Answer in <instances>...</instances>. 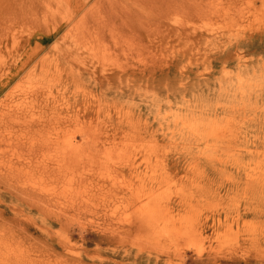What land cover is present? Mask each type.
<instances>
[{
  "label": "rangeland",
  "instance_id": "rangeland-1",
  "mask_svg": "<svg viewBox=\"0 0 264 264\" xmlns=\"http://www.w3.org/2000/svg\"><path fill=\"white\" fill-rule=\"evenodd\" d=\"M55 1L0 0V264H264V0Z\"/></svg>",
  "mask_w": 264,
  "mask_h": 264
},
{
  "label": "bare ground",
  "instance_id": "bare-ground-1",
  "mask_svg": "<svg viewBox=\"0 0 264 264\" xmlns=\"http://www.w3.org/2000/svg\"><path fill=\"white\" fill-rule=\"evenodd\" d=\"M195 0H162V2H158V4H161V6L157 7L158 10V14L156 17L159 18L160 22H162L164 19H167V17L165 18V15L162 14V11L165 10H171V11H183L187 14H190L191 11V6L193 5ZM148 1L147 3H145L143 6H141V10L144 11V8H151L149 5ZM56 4H60V9L62 7V9H64L67 5V0H56L55 1ZM53 14V13H52ZM85 15L87 17H91V18H100L96 20H94L95 23H93L90 26V30L86 32V28L83 27H79L75 24L76 27L72 28L69 30V33H72L73 37L78 38V39H88L91 40L92 42H96L97 40H95L96 38L100 37V38H105L107 40H111L114 43L119 42V39L122 37L119 33L115 32L118 31V29L116 27L113 28L110 27V24H107L106 19H107V15L105 13V9L102 7H97L96 3L95 6L92 7L91 9L87 10L85 12ZM91 20V19H89ZM92 21V20H91ZM156 21V24H159V22ZM109 26V28L107 27ZM157 28L160 29V34L162 37H166L168 36L169 38H173L175 40H183L189 37V32H190V20L187 18L186 21L184 23L181 24H168V26H158ZM138 38V34H136L135 32L131 33L130 35L126 36V41L124 43L127 42V38ZM69 38H71V36H69ZM97 43V42H96ZM88 49L90 50V48L88 47ZM95 51V47H92V52ZM99 53H104L101 49H99ZM93 56H95L94 53H91ZM104 55V54H102ZM20 71V70H19ZM2 88V87H0ZM32 99V98H31ZM27 103L29 104V97L27 98ZM23 116H19L18 113H14V120H19L18 122H20L21 120H23L22 118ZM25 118V117H24ZM26 120H24L25 122ZM16 122V121H15ZM25 129L29 130L30 129V125L29 122L26 121V125H25ZM25 135V134H24ZM66 149L69 152H74L75 150V146L72 143H69L68 146L66 147ZM73 155H76L75 153H73Z\"/></svg>",
  "mask_w": 264,
  "mask_h": 264
}]
</instances>
